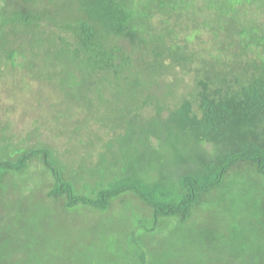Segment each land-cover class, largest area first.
Segmentation results:
<instances>
[{"label":"trees","instance_id":"16d2710c","mask_svg":"<svg viewBox=\"0 0 264 264\" xmlns=\"http://www.w3.org/2000/svg\"><path fill=\"white\" fill-rule=\"evenodd\" d=\"M0 221V264H264V0H0Z\"/></svg>","mask_w":264,"mask_h":264},{"label":"rangeland","instance_id":"374dc122","mask_svg":"<svg viewBox=\"0 0 264 264\" xmlns=\"http://www.w3.org/2000/svg\"><path fill=\"white\" fill-rule=\"evenodd\" d=\"M10 89H11V87L7 88V90H10ZM16 98H18V100L20 99L19 96L16 97ZM23 105L25 106V105H28V104L24 103ZM26 108L28 109V107H26ZM46 200H47V198L42 193H40V192L39 193H36V194H33L32 196L30 195L28 197L22 198V201L24 203L26 202L27 205H30V207L32 209L31 211H34L35 212L36 210L38 211V209H41V208L46 209V222L48 224H50L51 222H54V221L65 222L67 218H65L61 213H58L59 211L57 213H53L51 211V209H53L54 205H51L50 202H48ZM24 203H20V204L23 206ZM26 212H28V210ZM9 215H10L9 220L11 222L14 221L15 222L14 225H15V224H17L16 222L22 221V219L25 216L27 217L28 216V213H26V214L24 213L23 207L22 208H20V207H13L11 209ZM19 217L22 218V219H20ZM81 218L82 219L84 218V221L85 222L83 223V220H82V222L78 226H76V227H78L80 229H84L86 227H89V229H87V231H90V232L92 230L91 227L95 226L97 220L99 219L98 218V215L97 214H93L92 212H88L87 214H84L83 217H81ZM16 219L18 221H16ZM62 219H64V220L62 221ZM0 222L5 223V224L6 223H9V222H4V221H0ZM27 228H31V225L29 227H27ZM96 231H97V229H96ZM96 231L93 230L92 232H96ZM28 232L29 231H27V234H29L30 236L27 237V238H30L31 237L29 239L30 241L35 240L34 237L31 236V233H28ZM27 238L25 239L26 241H27Z\"/></svg>","mask_w":264,"mask_h":264}]
</instances>
